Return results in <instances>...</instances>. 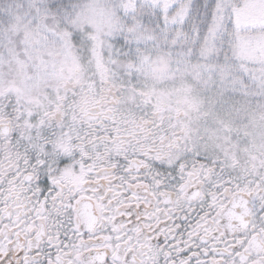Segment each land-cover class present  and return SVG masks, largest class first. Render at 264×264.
<instances>
[{
	"label": "snow or ice",
	"instance_id": "6c2138e0",
	"mask_svg": "<svg viewBox=\"0 0 264 264\" xmlns=\"http://www.w3.org/2000/svg\"><path fill=\"white\" fill-rule=\"evenodd\" d=\"M0 264H264V0H0Z\"/></svg>",
	"mask_w": 264,
	"mask_h": 264
}]
</instances>
